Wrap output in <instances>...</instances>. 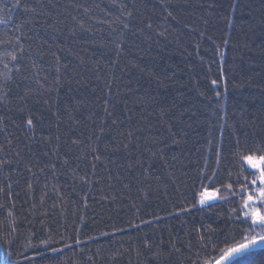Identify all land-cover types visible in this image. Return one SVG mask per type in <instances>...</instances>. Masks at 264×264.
Segmentation results:
<instances>
[{"label": "trees", "instance_id": "16d2710c", "mask_svg": "<svg viewBox=\"0 0 264 264\" xmlns=\"http://www.w3.org/2000/svg\"><path fill=\"white\" fill-rule=\"evenodd\" d=\"M15 4L0 0V264H216L264 234L237 219L240 156L264 154V0Z\"/></svg>", "mask_w": 264, "mask_h": 264}, {"label": "snow or ice", "instance_id": "6c2138e0", "mask_svg": "<svg viewBox=\"0 0 264 264\" xmlns=\"http://www.w3.org/2000/svg\"><path fill=\"white\" fill-rule=\"evenodd\" d=\"M20 6V0H16L14 7ZM11 58L16 60L17 57L12 55ZM5 64V68H7ZM215 83V82H213ZM27 126L29 128L33 127V122L31 119L27 120ZM98 159V157H97ZM242 160L241 170L245 171L244 166L247 169H251L248 175L253 177L249 183L253 186L249 189L247 186L244 187V191L249 192L246 199L243 200V207L247 211L241 213L237 219L241 216L244 218L243 223L246 225L244 231L255 233L257 228L260 229V233H264V210L260 206H264V154L249 152L246 155H241ZM216 173L213 172L211 177H205L209 180L208 185H201V190L195 193L196 202L204 206L205 204L217 200L219 197V188H212L211 182L215 179ZM247 179V177H245ZM231 190V184L226 186ZM254 191V195L251 194ZM260 205V206H258ZM187 209H184L186 211ZM235 211V209H233ZM264 247V234L253 235L250 238H246L244 243H239L235 247H230L223 252V255L219 257L216 264H221L224 261L225 264H244L245 259L248 256L255 255L256 248ZM53 251H61L60 249H53Z\"/></svg>", "mask_w": 264, "mask_h": 264}, {"label": "water", "instance_id": "95a60500", "mask_svg": "<svg viewBox=\"0 0 264 264\" xmlns=\"http://www.w3.org/2000/svg\"><path fill=\"white\" fill-rule=\"evenodd\" d=\"M264 251V247H258L256 248L255 252ZM221 264H225L224 261H221Z\"/></svg>", "mask_w": 264, "mask_h": 264}, {"label": "rangeland", "instance_id": "374dc122", "mask_svg": "<svg viewBox=\"0 0 264 264\" xmlns=\"http://www.w3.org/2000/svg\"><path fill=\"white\" fill-rule=\"evenodd\" d=\"M217 200H215V201H211V202H209V203H207V204H205L204 206H201V207H205V206H208V205H211V204H213V203H215ZM259 206V205H258ZM264 207V206H263Z\"/></svg>", "mask_w": 264, "mask_h": 264}]
</instances>
